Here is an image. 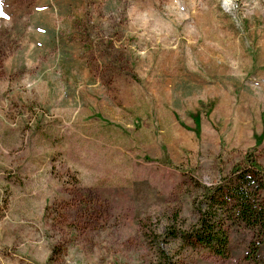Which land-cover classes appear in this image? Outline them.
Listing matches in <instances>:
<instances>
[{"label": "rangeland", "instance_id": "1", "mask_svg": "<svg viewBox=\"0 0 264 264\" xmlns=\"http://www.w3.org/2000/svg\"><path fill=\"white\" fill-rule=\"evenodd\" d=\"M0 13V264H152L149 241L194 222L203 185L264 168V0ZM228 235L223 257L161 245L181 264H264L250 232Z\"/></svg>", "mask_w": 264, "mask_h": 264}, {"label": "trees", "instance_id": "2", "mask_svg": "<svg viewBox=\"0 0 264 264\" xmlns=\"http://www.w3.org/2000/svg\"><path fill=\"white\" fill-rule=\"evenodd\" d=\"M237 164L228 175L209 187L202 186V197L196 207L197 217L187 228L166 227L155 233V259L152 264H181L161 244L176 239L179 245L208 249L217 256L229 251V228H240L252 234L264 247V168L259 159ZM168 239V240H167ZM250 245V244H249ZM264 249V248H263ZM261 253L257 255L262 259Z\"/></svg>", "mask_w": 264, "mask_h": 264}, {"label": "snow or ice", "instance_id": "3", "mask_svg": "<svg viewBox=\"0 0 264 264\" xmlns=\"http://www.w3.org/2000/svg\"><path fill=\"white\" fill-rule=\"evenodd\" d=\"M0 15H4L3 13H0Z\"/></svg>", "mask_w": 264, "mask_h": 264}]
</instances>
